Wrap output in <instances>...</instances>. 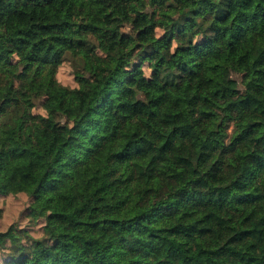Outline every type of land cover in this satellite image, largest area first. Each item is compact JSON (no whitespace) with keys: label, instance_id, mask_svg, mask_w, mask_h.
<instances>
[{"label":"trees","instance_id":"1","mask_svg":"<svg viewBox=\"0 0 264 264\" xmlns=\"http://www.w3.org/2000/svg\"><path fill=\"white\" fill-rule=\"evenodd\" d=\"M81 1L0 0V195L49 212L3 264H264V0Z\"/></svg>","mask_w":264,"mask_h":264},{"label":"rangeland","instance_id":"2","mask_svg":"<svg viewBox=\"0 0 264 264\" xmlns=\"http://www.w3.org/2000/svg\"><path fill=\"white\" fill-rule=\"evenodd\" d=\"M82 1L76 0L75 9L78 13ZM76 13V14H77ZM160 31L157 30V33ZM146 66V65H144ZM148 72V70H146ZM57 81L68 87H76L77 84L72 74V69L69 63L64 62L57 71ZM34 113L44 114L40 106L33 109ZM3 138L8 142L9 148L12 151H23L29 148L32 144H40L39 124L32 123L25 132L21 135L4 134ZM31 199L26 194L17 195H0V231H5L8 227L14 225L19 230H24L33 238L44 237L43 226L45 218L49 212H45L40 219L34 221L28 217V208ZM196 249L204 256L212 257L216 262L221 264H235L238 260H244L254 264H260L258 257L249 243L242 242L222 248L215 240H195ZM3 251L0 252V264H3Z\"/></svg>","mask_w":264,"mask_h":264}]
</instances>
